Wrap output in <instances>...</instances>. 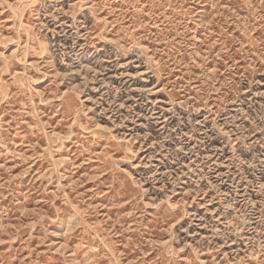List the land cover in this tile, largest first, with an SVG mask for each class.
Segmentation results:
<instances>
[{"label":"rangeland","instance_id":"rangeland-1","mask_svg":"<svg viewBox=\"0 0 264 264\" xmlns=\"http://www.w3.org/2000/svg\"><path fill=\"white\" fill-rule=\"evenodd\" d=\"M0 264H264V0H0Z\"/></svg>","mask_w":264,"mask_h":264}]
</instances>
